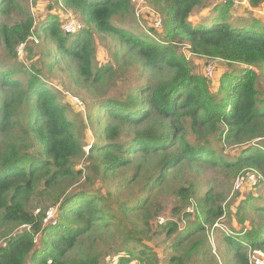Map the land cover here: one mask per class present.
<instances>
[{
  "label": "trees",
  "instance_id": "1",
  "mask_svg": "<svg viewBox=\"0 0 264 264\" xmlns=\"http://www.w3.org/2000/svg\"><path fill=\"white\" fill-rule=\"evenodd\" d=\"M16 1L0 0V264H106L109 252L116 264H220L210 234L225 216L231 183L247 170L259 175L257 188L264 183V22H227L234 0H225L211 25L190 23L201 0H145L161 25L136 35L112 23L132 14L131 0H57L82 20L65 33L59 16L36 23ZM11 10L23 19L7 25L2 18ZM97 36L117 38L144 69L133 86L113 98L100 94L85 117L70 118L46 79L67 60L72 81L87 91L114 81L112 65L95 63ZM41 39L52 48L28 69L17 64L18 46L26 53ZM182 45L227 65L217 87L194 73ZM117 67L124 75L126 67ZM161 70L170 76L157 78ZM225 147L239 150L226 156ZM192 168L213 174L202 194L182 176ZM81 178L85 185L75 187ZM165 195L175 201L172 217L159 222ZM37 198L50 201L52 221L44 222L47 208H29ZM252 199L238 206L239 218L249 207L258 219L246 233L222 234L221 260L250 264V252L264 254V204L251 207ZM161 236L162 263L150 243Z\"/></svg>",
  "mask_w": 264,
  "mask_h": 264
},
{
  "label": "rangeland",
  "instance_id": "2",
  "mask_svg": "<svg viewBox=\"0 0 264 264\" xmlns=\"http://www.w3.org/2000/svg\"><path fill=\"white\" fill-rule=\"evenodd\" d=\"M21 3H20V2ZM57 0H17L21 4L23 12H28L34 18L36 23L42 21L48 16L56 15L59 16L62 25H67L69 23L75 24L77 27L82 24V20L75 13L70 11H65L61 6L56 7ZM201 6L197 7L190 18V23L192 25H211L209 19L212 17L217 18L220 13H222V5L225 4V0H201ZM264 5V0H262ZM261 3V4H262ZM132 14L125 20L119 21L114 19L112 23L116 26H123L129 32L139 35L145 32L146 29L154 24L159 19L156 12L153 10L145 0H131ZM235 6H232L227 11L225 20L237 28L250 27L257 23L259 26L264 22V9L263 5L256 8L250 5L249 0H234ZM220 9V10H218ZM157 18V20H156ZM23 16L16 10H11L8 16H4L2 21L7 25H14L20 22ZM62 26V29H63ZM38 43V44H36ZM35 45H29L26 53L22 52L17 59V64L23 65L27 69L34 65L40 60L41 53L52 48V43L47 39L37 40ZM96 43V53H95V63L99 65L110 64L116 70V79L114 81L105 80L103 85L98 88L97 91H87L83 87L76 86L71 79L72 72L67 67V60L60 61V69L54 71V74L46 79L51 86L59 90L61 93V104L66 105L67 115L72 118L74 116L82 115L85 117L87 114V108L90 106L93 98L99 96L100 94L105 95L107 98H113L121 93L124 88L133 86L136 81L141 76V70L144 69L142 61L138 58L133 50L119 43L115 37H105L102 38L97 36L95 39ZM179 54L186 56L195 74L206 77L212 81V85L217 87L220 77L226 72L227 65L218 60H209L205 58H197L192 56L188 51V46L182 45L178 48ZM116 56L120 60L116 61ZM3 59V52L0 46V60ZM45 61V60H44ZM46 61H49L46 59ZM117 65L125 66V74L121 73V69H118ZM72 68V67H71ZM46 70V69H45ZM208 70H210L211 75H208ZM147 71H145L146 73ZM121 73V74H120ZM156 77L159 79H166L170 76L167 70H161L155 73ZM117 81V82H115ZM85 142L90 145L93 141V136L91 132H84ZM88 150V147L85 148ZM226 156H229L232 152H237L239 149L236 147H225ZM82 160L77 161L78 167H83ZM193 169V170H192ZM190 171L184 170L183 177L185 179H191L199 184L198 193L202 194L208 189L206 182L213 176L212 172H203L198 168H192ZM197 171V174L195 172ZM235 180V179H234ZM233 180V183H234ZM233 183H231V190L227 196L223 206L226 209L225 216L218 222L216 232L210 234V242L213 246L212 253L218 256L220 264H237L233 257H227L221 260V256L217 251V244L222 242V234L230 233L233 230L248 232L250 228V223L256 221L259 217L256 212L252 211L249 207L246 208L244 217L239 218L238 206L242 205V202L251 195L253 198L250 201L251 207H257L264 204V183L263 186H259L257 189L249 190L247 186L242 187L240 190L235 191L233 189ZM85 185V179L81 178L79 183L75 187H82ZM92 189V188H91ZM93 190V189H92ZM89 191H91L89 189ZM94 192V191H91ZM48 200V199H47ZM45 199H34L29 208L33 211L39 212L42 209L47 208V211H53L55 215V210L52 208L50 201ZM163 211L160 213L159 217H162L164 221L171 218V210L174 206V199L172 196L165 195L162 197ZM187 211V210H186ZM46 213V212H45ZM189 220L182 221L181 226L187 224ZM22 229V228H21ZM154 252L158 255L160 263L166 259L168 250L166 248V243H164V237L154 238L150 242ZM82 253L78 251L74 252V256L79 258ZM106 264H116V259L114 258L112 252L105 258Z\"/></svg>",
  "mask_w": 264,
  "mask_h": 264
},
{
  "label": "built area",
  "instance_id": "3",
  "mask_svg": "<svg viewBox=\"0 0 264 264\" xmlns=\"http://www.w3.org/2000/svg\"><path fill=\"white\" fill-rule=\"evenodd\" d=\"M263 5V3H262ZM264 9V5H263ZM161 25V19L159 18L157 22L154 24L156 28H159ZM79 27V26H78ZM77 29V26L75 24H67L63 26V31L65 33H73ZM25 49V44H20L17 48V55L18 57L20 54H22L23 50ZM208 75L210 76V70H208ZM260 177L259 175L252 170H247V171H242L240 172L237 177L234 180L233 183V189L235 191L240 190L242 187L247 186L249 190H254L257 188L258 183H259ZM187 212H192L191 208H187ZM38 213V212H36ZM54 219V213L53 211H46L45 213V220L44 222H50ZM159 222H163V218L159 217L158 218ZM249 263L250 264H264V254L261 251H253L249 253Z\"/></svg>",
  "mask_w": 264,
  "mask_h": 264
}]
</instances>
